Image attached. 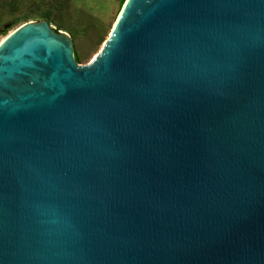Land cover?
Returning a JSON list of instances; mask_svg holds the SVG:
<instances>
[{
    "label": "water",
    "instance_id": "95a60500",
    "mask_svg": "<svg viewBox=\"0 0 264 264\" xmlns=\"http://www.w3.org/2000/svg\"><path fill=\"white\" fill-rule=\"evenodd\" d=\"M0 264H264V0H125L91 60L8 32Z\"/></svg>",
    "mask_w": 264,
    "mask_h": 264
},
{
    "label": "rangeland",
    "instance_id": "374dc122",
    "mask_svg": "<svg viewBox=\"0 0 264 264\" xmlns=\"http://www.w3.org/2000/svg\"><path fill=\"white\" fill-rule=\"evenodd\" d=\"M125 0H0V41L23 22L60 24L75 60H91L107 39Z\"/></svg>",
    "mask_w": 264,
    "mask_h": 264
},
{
    "label": "bare ground",
    "instance_id": "6f19581e",
    "mask_svg": "<svg viewBox=\"0 0 264 264\" xmlns=\"http://www.w3.org/2000/svg\"><path fill=\"white\" fill-rule=\"evenodd\" d=\"M2 39H3V38H2ZM2 39H1V40H2Z\"/></svg>",
    "mask_w": 264,
    "mask_h": 264
}]
</instances>
